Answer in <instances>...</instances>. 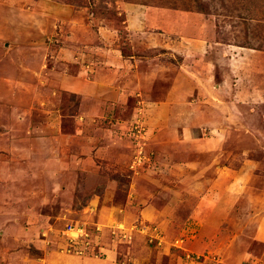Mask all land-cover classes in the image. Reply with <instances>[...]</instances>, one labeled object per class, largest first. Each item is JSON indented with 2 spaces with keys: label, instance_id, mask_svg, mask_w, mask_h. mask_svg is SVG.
I'll return each instance as SVG.
<instances>
[{
  "label": "rangeland",
  "instance_id": "374dc122",
  "mask_svg": "<svg viewBox=\"0 0 264 264\" xmlns=\"http://www.w3.org/2000/svg\"><path fill=\"white\" fill-rule=\"evenodd\" d=\"M172 72L185 80L181 94L169 93ZM260 84L264 0H0V264H47L49 253L61 263L106 259L105 238L117 252L111 260L132 264L135 233L145 247L161 235L169 264H226L224 251L264 264L255 236L264 220ZM228 87L249 96L236 95L241 114L217 151L228 155L222 170L203 172L192 138L211 131L191 137L175 119L193 104L223 106ZM177 147L183 158L164 154ZM169 172L176 181H146ZM162 191L184 215L182 233L142 220L140 208ZM110 202L118 209L98 226L96 213ZM212 202L229 212L216 222L213 247L192 250L205 221L191 213L215 212ZM163 205L160 198L155 208Z\"/></svg>",
  "mask_w": 264,
  "mask_h": 264
},
{
  "label": "crops",
  "instance_id": "0c3cea01",
  "mask_svg": "<svg viewBox=\"0 0 264 264\" xmlns=\"http://www.w3.org/2000/svg\"><path fill=\"white\" fill-rule=\"evenodd\" d=\"M24 21H28V19L23 20V24L25 26ZM29 26L31 28V25H29ZM136 62H138V61L136 60ZM151 64H153L152 61L147 62V65L149 67H151ZM170 74L172 75V78L167 80L168 86L170 85L169 93H170V91L171 92L174 91V89L176 88L177 90L179 89L178 93L181 94L180 91H183V90H180L181 85L179 83L180 82L184 83L185 80L183 81L182 75H179L178 73L172 72ZM161 75H163V73H161ZM234 81H235V84H232V87L236 88L237 87L236 80H234ZM175 85L177 87H174ZM222 85L224 86V84H222ZM184 87L187 89V86H184ZM259 89L263 91L264 87H261V84H260ZM219 90H220V86H219ZM221 90H222V86H221ZM225 93H227L228 98H222V101L220 103L223 106L218 105L217 107L214 108V107H211L209 105H197V104L191 105L190 104L192 108L191 109L182 108L183 111L182 110L180 111V113L183 114V115H181V119H180V117L179 118L176 117V119H175V121H177V122H180V121L182 122L180 130L183 129V132L185 134L188 133L187 135L190 134L191 137L195 134V131H197L198 128H200V127H202V129L204 128L207 132L211 131L208 134V137L205 139L204 138L201 139L200 135L198 136L197 139L192 138L197 143L198 148L199 147L203 148L199 152V154H201L200 156H205V159H204L205 162L203 159H202L203 161L200 159V156H198L199 160L197 162H193L194 166H196V167L201 166V168H202L201 171H203V172L209 171L210 173H212L213 171H217V169L222 170V164L224 162L222 160H224V159L228 160V155L224 156L222 151H221L222 155L218 154L217 151L219 149L223 148V144H224L223 141L226 139L225 140V143H226L228 141V137L230 136L231 132L233 131V129H230L229 131L227 130L229 128L228 123H234L235 121H237L239 119L237 114H241L239 111V108L241 107V105L238 103L239 101L235 100L237 98L236 95L240 94L241 96H246V98H247V95L249 96V93H246V92L239 93L238 91H236L235 93H231V90L229 87L226 88ZM250 94H251V92H250ZM169 96L171 97L172 93L169 94ZM171 99L172 98L169 99V102L168 101L160 102V105L164 104V105L168 106V105L172 104L170 102ZM182 99L183 98L180 96L178 98V102L185 104L182 102ZM187 101L188 100H186V102ZM176 103L177 102H175L174 104H176ZM186 105H187V103L185 104V106ZM172 110L174 111V108L170 107V111H169L168 107H164L161 112H162V114H165V115H167V114L171 115L170 113L172 112ZM236 112H238V113H236ZM241 116L242 115H240V118H243L244 122L248 123L249 121H251V119L249 117L246 118L244 116L243 117H241ZM239 123H240V121H239ZM205 125L209 126L210 128L205 127ZM204 129L202 131H204ZM219 137L223 138V140H221V139L217 140V138H219ZM178 140L181 141V139H179V137H178ZM185 144L186 143H184V142L180 143V144L178 143L177 146H179V145L184 146ZM200 148H199V150H200ZM214 148H216V149H214ZM179 153H180L179 147H177L174 151H169V153H164V154H167L170 159L175 160L176 158L177 159L183 158V156L180 155ZM216 155H218L217 158L213 159L214 156H216ZM211 156H212V158H211ZM238 157H239V154H238ZM234 158H237V156L234 155L233 159ZM247 162L251 163L252 161H249L247 159L244 160V164H246ZM228 166L233 167L232 163H229ZM165 168H169L170 171H172V167L170 166L169 163H167V161L165 163ZM226 169H228V168L226 167ZM174 174H175V172H174ZM174 174H171L169 172V175L163 180L159 179V175H158V177L156 176L154 178L148 177V180H146V181H176L174 179H171L172 177H174ZM247 177H249V176H247ZM257 178H260V177H257ZM257 178H255L254 176H251V179L246 180V181H256V180L259 181ZM133 181H144V180H142L140 178H133ZM222 181H224V179ZM230 181H235V179L234 180L231 179ZM160 194H161L160 195L161 201L164 202V205L161 208H155L156 204L160 200L159 197H156L154 201L151 200L150 202H147L146 206L140 208L141 209L140 214L144 217V218H142V220L145 219L144 222H147V223L152 224V225L154 224L156 227H161L162 229H167V230H172V229H170L171 226L173 227V226L177 225V226H179L178 231L182 233L183 227L181 226L182 225L181 221L183 220L182 217L184 215L180 214L177 210L174 212L172 209L167 207V205H168L167 203H169V202H165V201H166V198L169 197L168 193H165L164 191H162V192H160ZM129 198L135 199V197H133L132 193L129 194ZM183 199H184V197H183ZM198 200H200L199 203H203V200L201 198H198L197 201ZM223 204L224 203L217 205L216 203L212 202V206L214 205V207H215V212H210L208 210L204 211L202 213L203 215H201V217L198 216L199 212L197 213L196 211H194V213H191V217L194 220H199V219L204 220L205 222L202 224H205V225L203 226V229L199 230V234H197L196 242L191 243L189 248H191L192 250L203 251V250H207L206 248H209L211 246L213 247V244L211 242L212 239L210 237H212L214 239L217 238V234H218V232H217L218 228L217 227L218 226H217L216 222L218 221V224H219V222H221L222 219L226 218V214H228V212H229V210L226 207L222 206ZM106 205H104V206H106ZM218 208H220V209H218ZM101 209H102L101 212H100V210H98V212L96 211L97 212L96 214L98 216L97 217L98 218V226H99L100 221L105 222V219H109V217L112 215L111 214L112 209L117 210L118 208L114 204V202H110L106 207H103ZM109 213L111 214L110 216H109ZM230 213H232V212H230ZM205 215H210V216H205ZM113 216H114V214H113ZM136 217L139 218V214L136 213ZM140 219H141V217H140ZM256 229H257L256 235H255L256 240L258 242L264 243V220L260 219L257 221ZM153 230H154V232H156L158 229L154 228ZM140 236H141V234H139V233H135V235H133V238H135V243L138 244V246L140 247V253L139 252H137L138 254L136 253V255H135L136 258L133 260L132 264H169L170 263V259L167 256L166 249L160 248L162 246V241H161V237H160L161 235L156 234V237H154V238L158 239V242L156 244L154 243L153 245L146 246V247L143 244V241H141ZM203 236H206L207 240L202 238ZM106 241L107 240L105 238V242L103 244V246L105 248H102V250H104V253H107V256L105 257L106 259L83 257V258H80L78 260H75V259H65L64 258V260H62L63 263H61L60 262L61 259H58L55 256V254L49 253L48 257H46L45 262L47 261V264H119L117 261L111 260V257H113L114 254H115V256L117 255V252H115L113 244L106 243ZM106 248H108V249L105 250ZM224 252L227 253V255H228L227 258L229 260V261H227V260L225 261L226 264H242V262H244L246 256L249 255V254L248 255L246 254V256L243 259L239 260V259H235V257H233V255H231L230 252L229 253L227 251H224ZM224 252H222L223 255H224ZM108 254H110L109 257H108ZM148 262H150V263H148ZM182 262H183V260H182Z\"/></svg>",
  "mask_w": 264,
  "mask_h": 264
},
{
  "label": "built area",
  "instance_id": "2783aa9c",
  "mask_svg": "<svg viewBox=\"0 0 264 264\" xmlns=\"http://www.w3.org/2000/svg\"><path fill=\"white\" fill-rule=\"evenodd\" d=\"M72 228V226H70L69 228H68V230H70ZM76 231H77V229H75ZM69 241H71V240H69Z\"/></svg>",
  "mask_w": 264,
  "mask_h": 264
}]
</instances>
